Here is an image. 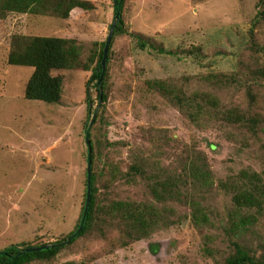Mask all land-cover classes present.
<instances>
[{
	"label": "rangeland",
	"instance_id": "rangeland-1",
	"mask_svg": "<svg viewBox=\"0 0 264 264\" xmlns=\"http://www.w3.org/2000/svg\"><path fill=\"white\" fill-rule=\"evenodd\" d=\"M5 1L0 251L57 243L74 231L87 189L85 130L98 111L90 136L98 188L93 227L55 258L31 264H222L235 242L264 264V217L238 239L229 235L241 216L232 213L233 194L221 189L226 181L264 182V0H126V28L148 47L141 50L130 35L115 38L107 100L99 107L91 85L90 117L87 85L111 31L113 0H79L89 8L68 19L11 12ZM16 37L76 42V67L52 73L64 79L60 104L26 99L34 69L9 64ZM136 164L145 172H132ZM200 167L208 183L197 180ZM168 178L176 181L173 194H165ZM119 201L159 217L143 239L128 238L119 219L99 220L98 203Z\"/></svg>",
	"mask_w": 264,
	"mask_h": 264
},
{
	"label": "trees",
	"instance_id": "trees-1",
	"mask_svg": "<svg viewBox=\"0 0 264 264\" xmlns=\"http://www.w3.org/2000/svg\"><path fill=\"white\" fill-rule=\"evenodd\" d=\"M126 0H113L114 20L111 29H114V35L110 43L109 53L113 47L114 40L117 36L130 35L137 42L141 50H146L148 43L140 34H131L124 20ZM4 7L11 11L20 14L34 15H50L62 19H68L73 10L77 8L88 9L89 5L86 2L79 0H6ZM109 37V36H108ZM108 40V38H107ZM107 40L102 44L99 60L93 75L88 81L87 90V105L88 114L90 117L91 109L94 105V97L91 92V85L96 89L98 96L99 107L106 100L105 93L107 87L108 68L103 70L104 49ZM76 42L63 38L55 37H16L14 39L12 50L9 56V64L12 66H25L34 69V72L26 86L25 97L28 100L40 101L47 104H60L62 100L64 79L62 76H54L53 71L70 70L76 67L79 59V49L76 47ZM160 53L164 54L165 50L160 48ZM108 54L107 67L110 64ZM103 77V78H102ZM95 118L86 126V137L90 140L92 124H95L98 111L95 112ZM251 130L256 127V120H251ZM90 149H87V175L90 167L93 172L94 167V145L90 141ZM134 173L141 174L144 169L136 164L130 167ZM145 172V171H144ZM197 180L208 183L209 175L202 167L196 171ZM143 175V173H142ZM165 194H173V187H176L175 179L168 178L165 181ZM243 182V183H242ZM87 189L85 193V202L79 218V222L74 231L66 238L53 244L44 245H12L0 251V264H31L35 261H47L55 258L61 250L73 245L80 238L84 237L89 232L94 223V216L97 211V176L92 173L91 177V202L89 206L87 202ZM254 184H258L257 187ZM179 188V186H178ZM154 196L158 199H163L162 192L159 188L151 187ZM221 189L233 194L232 213L235 216H241L239 223H231L227 228L228 234H234V237L239 238V234L248 231V226H252L259 221V217H264V182L250 181L241 183H222ZM117 214V216L115 215ZM251 214L248 215V214ZM256 220H254V215ZM98 218L109 219L110 221L120 220L123 223L124 234L134 240L143 239L145 235L158 222V216L148 213L146 217L142 210L137 208L135 204L127 201H119L111 204L99 205L98 203ZM253 223V224H252ZM233 237V238H234ZM235 252H233L222 264H263L251 256L249 251L238 243H234ZM48 246L47 248H45Z\"/></svg>",
	"mask_w": 264,
	"mask_h": 264
},
{
	"label": "water",
	"instance_id": "water-1",
	"mask_svg": "<svg viewBox=\"0 0 264 264\" xmlns=\"http://www.w3.org/2000/svg\"><path fill=\"white\" fill-rule=\"evenodd\" d=\"M113 35H114V29L112 28L111 31H110V34H109V37H108V40H107V44H106V47L104 49V57H103V61H102V65H103V70L105 71L106 68H107V59H108V54H109V47H110V43H111V40L113 38ZM103 78V77H102ZM90 140L87 138V146L89 147V149L91 148L90 147ZM92 170L91 168L89 167L88 168V175H87V178H88V192H87V202H86V205L89 206L90 202H91V177H92ZM48 246H46L45 248H47Z\"/></svg>",
	"mask_w": 264,
	"mask_h": 264
}]
</instances>
